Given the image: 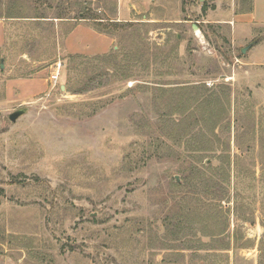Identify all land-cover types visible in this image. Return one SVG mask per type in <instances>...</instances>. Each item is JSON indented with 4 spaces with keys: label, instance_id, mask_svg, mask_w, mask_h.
<instances>
[{
    "label": "rangeland",
    "instance_id": "1",
    "mask_svg": "<svg viewBox=\"0 0 264 264\" xmlns=\"http://www.w3.org/2000/svg\"><path fill=\"white\" fill-rule=\"evenodd\" d=\"M127 3L0 0V264H264V0Z\"/></svg>",
    "mask_w": 264,
    "mask_h": 264
},
{
    "label": "crops",
    "instance_id": "2",
    "mask_svg": "<svg viewBox=\"0 0 264 264\" xmlns=\"http://www.w3.org/2000/svg\"><path fill=\"white\" fill-rule=\"evenodd\" d=\"M127 4H128L127 3V0H118V14H119V16H123V14L125 12V7H126ZM254 4H255L254 5V12H255V14H257V16L258 15L260 16L261 15L260 14L261 13V10L257 7V0H255V3ZM259 18H261V17H259ZM88 34H90V33H88ZM91 36H93V38H94L93 44H96V42H98V43L101 42V45L102 46L104 44L107 47L108 43L106 44L105 43L106 42L105 39H103V38H107V37L100 36L98 33L96 34V32L94 30L91 31ZM252 47H253V45L250 48H252ZM105 49H107V48H105Z\"/></svg>",
    "mask_w": 264,
    "mask_h": 264
},
{
    "label": "water",
    "instance_id": "3",
    "mask_svg": "<svg viewBox=\"0 0 264 264\" xmlns=\"http://www.w3.org/2000/svg\"><path fill=\"white\" fill-rule=\"evenodd\" d=\"M192 28H193L194 31H197V30L199 29V28L197 27V25H195V24L192 25ZM254 42H255V40H254V41H251V42L248 43L246 46L242 47V48H241V53H243V54L246 53V51H247L252 45H254ZM25 111H26L25 108H21V109H18V110H16V111H14L13 113H11V114L9 115L10 120H11V121H14V120L17 119L20 115L24 114Z\"/></svg>",
    "mask_w": 264,
    "mask_h": 264
},
{
    "label": "built area",
    "instance_id": "4",
    "mask_svg": "<svg viewBox=\"0 0 264 264\" xmlns=\"http://www.w3.org/2000/svg\"><path fill=\"white\" fill-rule=\"evenodd\" d=\"M59 67H60V63H57L55 70L51 74V80L56 81L58 79V76H59Z\"/></svg>",
    "mask_w": 264,
    "mask_h": 264
}]
</instances>
